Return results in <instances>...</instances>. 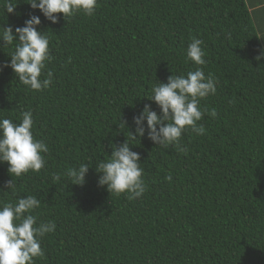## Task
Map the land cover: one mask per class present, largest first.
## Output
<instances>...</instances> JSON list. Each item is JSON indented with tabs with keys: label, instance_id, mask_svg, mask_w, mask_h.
Instances as JSON below:
<instances>
[{
	"label": "trees",
	"instance_id": "trees-1",
	"mask_svg": "<svg viewBox=\"0 0 264 264\" xmlns=\"http://www.w3.org/2000/svg\"><path fill=\"white\" fill-rule=\"evenodd\" d=\"M27 2L11 0L7 13L0 0V27L15 32L40 18L52 57L40 79L51 71L52 82L41 91L20 83L4 67L16 42L0 41V118L19 123L31 111L49 152L46 167L20 177L0 163V206L36 195L37 223L55 222L35 264H264V59H256L264 48L245 0H97L94 15L60 13L55 24ZM192 37L203 41L200 67L217 88L200 102L205 134H182L186 154L137 137L131 150L147 190L111 194L96 164L135 133L145 104L159 114L147 98L154 84L195 70ZM81 163H89L82 186L53 180Z\"/></svg>",
	"mask_w": 264,
	"mask_h": 264
},
{
	"label": "clouds",
	"instance_id": "clouds-1",
	"mask_svg": "<svg viewBox=\"0 0 264 264\" xmlns=\"http://www.w3.org/2000/svg\"><path fill=\"white\" fill-rule=\"evenodd\" d=\"M27 3L32 9H39L53 24L59 20L56 14L62 13L64 18L78 12L91 16L97 8V0H28ZM14 7L11 0L4 5L7 13H13ZM40 23V18L32 15L24 26L16 27L15 32L11 26L0 27V41L4 46L16 42L10 54V63L4 67H11L18 81L34 91L48 88L53 76L48 71L46 78L40 79L46 62L52 59L49 37L45 32L38 31ZM202 44L201 39L192 37L186 49V59L197 66L194 71H188L186 76L170 75L167 82L158 81L153 85L147 98L155 102L159 114L150 104H145L139 115L133 117L135 133L128 131L125 141L119 146L110 144L111 155L96 164V171L102 174L98 185L106 186L111 194L119 196L127 193L129 199H136L147 190L140 154L131 150L137 137H144L147 133V138L157 146L165 149L174 146L178 151L185 152L181 145L185 131L191 130L197 136L205 134L206 129L198 122L208 109L201 108L200 102L209 95H215L217 88L212 74L206 76L200 67L206 64ZM256 59H264V49L260 50ZM216 114L215 109L209 113L212 117ZM33 125L31 111L22 112L19 123L0 118V163L8 164L11 177H20L29 170L39 172L46 167L43 154H47L49 148L44 141L34 137ZM120 125L125 127L124 123ZM88 171L89 163H81L78 167L68 168L63 174H54L53 180L59 181L61 175H66L73 184L82 186ZM166 179L171 181V176ZM6 187L14 191L13 179L7 182ZM40 206L41 200L36 195H27L0 206V264H35L34 258L44 256L41 238L54 232L56 225L53 221L37 223V216L31 213Z\"/></svg>",
	"mask_w": 264,
	"mask_h": 264
},
{
	"label": "crops",
	"instance_id": "crops-1",
	"mask_svg": "<svg viewBox=\"0 0 264 264\" xmlns=\"http://www.w3.org/2000/svg\"><path fill=\"white\" fill-rule=\"evenodd\" d=\"M245 3L264 48V0H245Z\"/></svg>",
	"mask_w": 264,
	"mask_h": 264
}]
</instances>
